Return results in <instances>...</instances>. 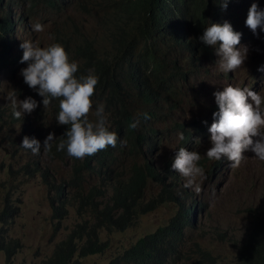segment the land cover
<instances>
[{
    "label": "trees",
    "instance_id": "trees-1",
    "mask_svg": "<svg viewBox=\"0 0 264 264\" xmlns=\"http://www.w3.org/2000/svg\"><path fill=\"white\" fill-rule=\"evenodd\" d=\"M13 1L0 0V68L10 62L15 27L24 23L22 17L27 18L29 9L81 13L91 20L90 31L75 16H64L52 24L50 44H61L78 62L77 76L92 70L99 77L92 99L101 98L105 109H114L108 127L118 135L116 147L76 159L66 151H56V144L66 139L67 128L56 122V138L51 152H46L68 158L76 178L74 184L59 182L51 186L58 203L52 205V215L62 218L64 204H68L78 211L88 210L90 218L75 223L40 264H69L74 255L102 253L107 243L98 238L101 230H123L138 216L165 202L177 205L168 220L137 238L106 264H180L184 233L195 222L197 206L177 185V174L170 171L169 161L153 164L146 156L158 143L154 122L177 116L179 81L186 82L188 75L197 72L199 61L214 54L218 44L208 46L199 39L204 29L210 23L227 21L236 31L229 21V0L226 9L220 0H18V12L8 6ZM52 110L57 116L58 100L52 101ZM144 113L150 118L145 119ZM135 119L139 124L132 128ZM173 122L175 129H182L180 121ZM182 134L186 143L189 133ZM122 155L128 156L127 168L113 170L112 164ZM149 182L156 191L145 198ZM11 215L6 207L0 209L2 246V226ZM220 239L230 241L223 236ZM233 245L237 251L233 264H264V209L257 212L240 241ZM6 247L10 249V245L1 248L8 254L11 250ZM197 254L193 264H216L208 251Z\"/></svg>",
    "mask_w": 264,
    "mask_h": 264
},
{
    "label": "rangeland",
    "instance_id": "rangeland-1",
    "mask_svg": "<svg viewBox=\"0 0 264 264\" xmlns=\"http://www.w3.org/2000/svg\"><path fill=\"white\" fill-rule=\"evenodd\" d=\"M43 10L34 7L26 12L27 18L22 17L24 24H18L13 35L14 54L19 56V61L0 72V209L6 207V213L12 214L2 226L3 246L10 245V249L6 248L11 251L7 254L0 244V264H40L50 254L54 244L75 223L90 218L88 210L78 211L75 205L68 204H64L65 213L62 218L53 217L52 205L58 203L52 196L51 186L59 182L66 185L75 183L71 161L64 156L49 155L43 145L38 154H33L31 150L21 146L24 136L35 137L43 144L49 132L54 134L57 118L53 113L52 103L46 108L43 107V98L24 83L21 75V69L27 67V62H21V43L29 40L41 47L48 46L51 42V25L62 18L56 13ZM65 16H75L88 31L93 25L81 13L69 10ZM35 23L44 25L45 30L39 33L33 31L32 26ZM246 37L252 39L246 44L247 58L243 66L231 72V82L241 87H250L252 91L264 95V70L262 76L257 77L253 72L256 65L264 59V31L258 28L256 33L251 32ZM241 46L239 44L236 47ZM214 55L219 59L216 50ZM209 63L208 58L201 59L197 73L188 76L186 82L179 81L176 90L177 94H181V101L177 116L174 114L158 118L154 122L158 143L154 151L146 156L153 164L164 161L172 164L180 147L201 154L199 165L205 169L207 179L202 184L197 179V184L202 189L199 193L194 187H185L186 178L170 168L172 173L177 174V185L188 196L186 199L192 198L197 206L195 222L184 233L180 247V264H193L200 250L208 251L216 264H233L237 253L233 244L240 241L257 212L264 209V161H260L250 149L243 153L245 157L239 167H232L227 159L210 161L206 156V150L210 147L208 128L214 119L212 113L218 111L213 108L216 103L213 93L216 91L208 77H214L216 69L214 66L208 68ZM205 68L208 70L203 71ZM14 89L18 99L31 96L38 103L31 114L24 115L23 120L13 117L10 102L7 100L8 94ZM93 99V110L89 119L95 121L96 107L103 105V102L101 98ZM131 104L137 106L132 101ZM113 112L111 107L104 108L107 125ZM174 119L182 123V129H175ZM183 131L189 133L186 143L179 138ZM128 163V156L122 155L121 159L115 160L112 168L115 171H125ZM82 179L84 180V175ZM88 181L93 182L94 179ZM155 191L156 187L149 182L145 198ZM176 208V203L165 202L138 216L123 230H101L98 238L107 243V248L102 253L84 257L74 255L69 264H106L137 238L164 224ZM221 236L230 241H222ZM12 244L15 246L12 247Z\"/></svg>",
    "mask_w": 264,
    "mask_h": 264
},
{
    "label": "clouds",
    "instance_id": "clouds-1",
    "mask_svg": "<svg viewBox=\"0 0 264 264\" xmlns=\"http://www.w3.org/2000/svg\"><path fill=\"white\" fill-rule=\"evenodd\" d=\"M17 3L18 0H14L8 6L14 12H18L20 7H15ZM220 3L223 8H227L228 0H220ZM229 4V21L235 26L236 31L227 21L210 23L199 37L205 45H219L215 49L219 59L214 54L209 55L208 68L214 66L216 69L215 76L208 77L216 91L213 93L216 102L213 108L218 111L212 113L214 119L208 128L210 147L206 150V156L210 161L227 159L232 167H239L245 157L243 153L249 149L260 161H264V95L252 91L250 87H241L231 82V72L243 66L247 58L246 44L252 39L246 36L251 32L256 33L258 28L264 31V0H229ZM67 11L55 13L63 18ZM15 28L18 29V26ZM32 28L37 33L45 30L41 23H35ZM239 44L242 46L237 48ZM20 47L23 49L21 62H27V67L21 69L24 83L43 98V107L50 106L53 100L59 101L56 122L67 128L64 133L66 139L56 144V151H66L70 157L84 159L109 146L116 147L118 135L115 131L109 130L104 106L96 107L95 121L89 119L93 110L92 97L99 81L94 71L89 70L86 75L77 76L78 62L72 60L59 43L41 47L25 40ZM14 49L15 44L10 53V62L0 68V72L19 61ZM263 65L264 59L253 70L255 77L262 76ZM208 68L203 71H207ZM7 100L10 102L12 115L17 120H23L26 113L31 114L38 106L37 101L31 96L18 99L15 89L8 94ZM143 116L145 119L150 118L147 113ZM138 124L139 119H135L130 127L136 128ZM55 138L54 134L49 132L41 144L35 137L24 136L21 146L31 150L33 154H38L42 145L51 152ZM179 138L183 140V134H180ZM200 160L201 154L198 151L180 147L171 164L174 171L186 178L185 187H194L197 193L202 190L200 184L207 179L205 169L199 165ZM197 179L200 184H197Z\"/></svg>",
    "mask_w": 264,
    "mask_h": 264
}]
</instances>
